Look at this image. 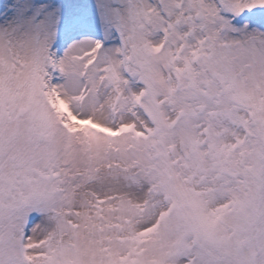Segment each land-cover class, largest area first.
<instances>
[{"label":"snow or ice","instance_id":"snow-or-ice-1","mask_svg":"<svg viewBox=\"0 0 264 264\" xmlns=\"http://www.w3.org/2000/svg\"><path fill=\"white\" fill-rule=\"evenodd\" d=\"M0 264H264V0H0Z\"/></svg>","mask_w":264,"mask_h":264}]
</instances>
